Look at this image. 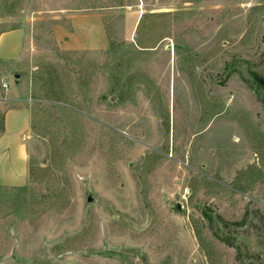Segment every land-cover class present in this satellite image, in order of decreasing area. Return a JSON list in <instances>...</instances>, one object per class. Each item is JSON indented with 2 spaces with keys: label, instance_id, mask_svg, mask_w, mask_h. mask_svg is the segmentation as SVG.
<instances>
[{
  "label": "rangeland",
  "instance_id": "rangeland-1",
  "mask_svg": "<svg viewBox=\"0 0 264 264\" xmlns=\"http://www.w3.org/2000/svg\"><path fill=\"white\" fill-rule=\"evenodd\" d=\"M15 27L0 264H264V0H0Z\"/></svg>",
  "mask_w": 264,
  "mask_h": 264
},
{
  "label": "crops",
  "instance_id": "crops-1",
  "mask_svg": "<svg viewBox=\"0 0 264 264\" xmlns=\"http://www.w3.org/2000/svg\"><path fill=\"white\" fill-rule=\"evenodd\" d=\"M24 41L22 28L0 31V114L3 115V129L0 131V186H20L27 178L25 139L30 130V112L23 105L3 108L5 103L15 102L17 99L3 96L13 93L15 89L10 92L7 91L8 88L2 87L5 77L10 75L22 57ZM81 44L82 41L77 40L74 45L81 48Z\"/></svg>",
  "mask_w": 264,
  "mask_h": 264
},
{
  "label": "water",
  "instance_id": "water-1",
  "mask_svg": "<svg viewBox=\"0 0 264 264\" xmlns=\"http://www.w3.org/2000/svg\"><path fill=\"white\" fill-rule=\"evenodd\" d=\"M17 76V75H16ZM254 80L261 86H264V76L259 77L257 75H254Z\"/></svg>",
  "mask_w": 264,
  "mask_h": 264
},
{
  "label": "trees",
  "instance_id": "trees-1",
  "mask_svg": "<svg viewBox=\"0 0 264 264\" xmlns=\"http://www.w3.org/2000/svg\"><path fill=\"white\" fill-rule=\"evenodd\" d=\"M3 129V115L0 114V131ZM205 215V214H204ZM207 219H211L209 216L205 215Z\"/></svg>",
  "mask_w": 264,
  "mask_h": 264
},
{
  "label": "built area",
  "instance_id": "built-area-1",
  "mask_svg": "<svg viewBox=\"0 0 264 264\" xmlns=\"http://www.w3.org/2000/svg\"><path fill=\"white\" fill-rule=\"evenodd\" d=\"M2 87L7 88V84L5 82H2Z\"/></svg>",
  "mask_w": 264,
  "mask_h": 264
}]
</instances>
